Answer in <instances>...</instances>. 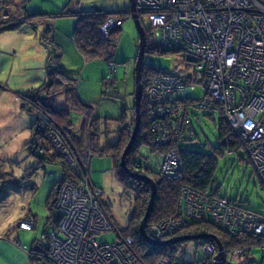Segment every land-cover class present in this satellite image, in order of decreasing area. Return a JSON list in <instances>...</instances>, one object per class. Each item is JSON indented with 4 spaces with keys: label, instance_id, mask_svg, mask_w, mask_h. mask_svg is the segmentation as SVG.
Listing matches in <instances>:
<instances>
[{
    "label": "rangeland",
    "instance_id": "rangeland-1",
    "mask_svg": "<svg viewBox=\"0 0 264 264\" xmlns=\"http://www.w3.org/2000/svg\"><path fill=\"white\" fill-rule=\"evenodd\" d=\"M69 3H72L73 13L66 16L63 11ZM127 7L128 0H0V23H6L8 19L7 12L17 14V16H22V11L34 15L45 14L49 16V18L45 17L47 19H44V23L36 26L30 25L29 22L24 20L17 28L0 31V84L4 85V90L0 92V226L7 222L9 224L15 223L14 227L17 228L18 222L23 218V220H27L26 215L30 212L35 219L36 228L34 226L33 230L26 232L25 237L28 243H31L34 239L40 240L45 231L46 218L49 215L46 207L47 196L52 186L61 178L62 171L56 165L47 164L40 166L38 159L30 154L27 146L33 136L34 128H36L35 122L38 120L43 121L51 111L54 112L56 109L64 110L66 106L65 99L62 96L52 104L49 98L42 97L46 85L41 91L36 92V94L33 93L37 95L35 97L37 98V103L33 100L35 98L32 97L27 100L23 97V100L18 93L38 89L47 81V66L51 63L48 61L52 59L51 57L49 59L48 56V52L51 51L52 47L47 42L53 38V41L60 45V68L63 72L71 73L70 75L67 74V76L74 80L79 99L82 102L90 105L91 110L100 118L118 119L122 112L129 113L128 116L131 115L129 108L133 106L134 61L138 43V35L132 19L125 17L122 22L121 34L118 38L117 52L114 59L115 65H108L100 60H85L75 48H72V50L77 53L74 51V54L71 55V47L68 48L73 44L71 33L76 19L74 12L96 8L108 13L122 14ZM142 23L147 27L145 17H142ZM115 28L112 27L110 31ZM146 46H149L147 39L145 48ZM156 46L158 45L156 44ZM75 57L77 58L75 59ZM143 61L146 65L166 72L171 76L179 77L182 81L186 80L184 76L187 73L191 75V72L186 70L188 66L183 60L182 53L160 55L156 53L146 54L145 52ZM110 65L114 67V71ZM49 66L52 68V65ZM176 70L177 72H175ZM179 70L183 72H179ZM103 79L107 83V86H105L106 92L116 91L120 93L121 96L118 99L112 100L102 95ZM115 86L116 89H114ZM146 91L145 97L147 96ZM185 91L187 90H184V92L183 90H176L173 93L178 94H175L173 98L186 97L188 99ZM170 92L172 93V91ZM192 96L197 100H202L204 93L200 89H195L192 92ZM44 101L49 107H52L51 111L49 110L48 112L45 107L46 109L44 108L45 110L42 112L39 104ZM22 103L29 107L28 111L23 109ZM170 105L172 109L168 110V112H166L167 106L160 107L156 113L157 117L165 118L166 120L171 118L173 111L177 107L176 103L175 105L173 103ZM144 107V110L151 112V106L148 102L144 103ZM82 113V111L76 113L79 116L77 115L74 118L76 125L72 128L71 134L79 132L82 121H84L83 124H85V121L87 125L88 123L92 124L91 115L84 116L83 114L82 117ZM164 115L165 117H163ZM189 116L194 133V136L192 135L193 140L187 142L183 138L181 146L185 149L205 152L219 148L216 127L219 114L209 115V112L205 109H192ZM179 121L180 123L176 126L169 124L168 126L174 132L178 131L177 126H179L182 133H186L188 127L186 120L185 123L181 120ZM120 126V123L116 121L107 122V136L110 143L116 141L117 131ZM147 127L152 140L158 132L157 130L152 131L148 123ZM165 129L167 130V127ZM48 130L45 133L44 140L51 147L53 154L57 158L65 160L66 163H72V157L75 158L78 154L71 147V144H68V142H71L68 140L67 135L53 127ZM132 133L133 130L129 140ZM162 134H164V131ZM102 143L103 141H101V145ZM175 147V144H171V146H165L161 149ZM156 148L158 147L156 146ZM37 152L41 153L42 151L38 149ZM139 155L151 170L157 173L161 172L159 165L162 157L158 153L150 152L148 147L142 146L139 149ZM32 167L37 168L36 173L27 176L26 174L30 173L28 170ZM133 171L137 172L138 170L133 167ZM70 172L75 174L78 171L74 169V171L70 170ZM179 174V172L175 174L174 178L162 176V180H175ZM87 175L91 184L100 189L101 201L105 204L106 211L114 221L116 229L124 228L133 207L134 196L130 189L126 190L117 182L113 172L111 157L93 156L90 158L87 166ZM214 181L213 187L217 188L220 196L228 199L230 203L256 213L264 212V189L257 176L253 173L252 167L247 162L246 154L243 150H239L237 153L231 152L230 154L225 152L217 156ZM192 192L197 191L193 190ZM192 196H188L190 200H193ZM211 196L213 198L216 197L213 194ZM195 201L197 202V198ZM222 233L226 235L224 232ZM239 237L249 239L251 244L261 243V240L254 238V236L241 235ZM103 240L112 243L116 240V235L113 232L103 234ZM15 244L17 243L15 242ZM182 244L176 257L178 261L190 263L194 258L199 259L202 256L198 249L197 241H187ZM251 254L257 260L261 256L259 249H253Z\"/></svg>",
    "mask_w": 264,
    "mask_h": 264
},
{
    "label": "built area",
    "instance_id": "built-area-1",
    "mask_svg": "<svg viewBox=\"0 0 264 264\" xmlns=\"http://www.w3.org/2000/svg\"><path fill=\"white\" fill-rule=\"evenodd\" d=\"M134 1L138 16L146 18L158 48L181 52L188 66L186 70L191 72L184 76V81L169 74L157 77L147 88L151 106L147 123L159 133L155 132V145L163 148L171 144L179 146L183 138L190 141L194 135L190 109L202 108L211 114L221 110L231 133L242 141L247 162L264 189V0ZM121 25L122 20L111 15L100 32L108 36L112 27ZM195 89L203 91L202 100L193 98ZM176 90H187L185 94L191 104H182V97L173 98L178 94L173 93ZM171 103L177 107L171 118L157 117L158 109L167 106L168 112ZM179 120L184 123L186 120V133L179 126L175 132L168 126L178 125ZM159 167L161 179L178 174L180 161L175 148H168ZM100 196L101 191L90 187L87 180L61 185L53 205L59 217L58 227L47 238L51 264H142L132 252L130 238L112 243L103 240V234L115 233V227L99 204ZM181 216L179 220L146 224V235L152 241H166L179 236L178 231L186 222L209 221L230 237L245 235L261 240L260 244L223 252L224 264H264V212L256 213L230 203L225 197L213 198L211 194L192 192L185 187ZM34 226L32 218L17 224L23 231H31ZM198 249L202 256L195 263V258L184 263L163 257L157 264H207L208 258L214 261L218 250L212 239L198 244ZM253 249L261 252L258 260L251 254Z\"/></svg>",
    "mask_w": 264,
    "mask_h": 264
},
{
    "label": "trees",
    "instance_id": "trees-1",
    "mask_svg": "<svg viewBox=\"0 0 264 264\" xmlns=\"http://www.w3.org/2000/svg\"><path fill=\"white\" fill-rule=\"evenodd\" d=\"M72 3H69L63 11V14L68 16L73 13ZM8 13V19L5 22L0 23L1 30H9L12 28H17L20 23L26 20L30 25L36 26L38 24L44 23L45 14H29L22 11V16H17L14 13ZM76 15L75 25L73 27L71 38L72 41L85 60H100L106 64L115 65V55L117 52L118 38L121 34V27H117L110 31L108 36H103L100 32V28L104 25L107 17L113 15L120 18L123 22L125 17H129L128 7L122 14L108 13L103 10H83L74 12ZM142 15H139V21L143 26L146 34V39L149 46H146V54H167V53H181L178 50H172L167 48L166 50H161L156 46L155 41L152 38L151 28L145 27L142 23ZM42 20V21H41ZM48 21V20H46ZM46 24V23H45ZM47 25V24H46ZM47 27V26H46ZM47 29V28H46ZM53 27L51 29L52 33ZM51 39V38H50ZM51 42V43H50ZM52 48L48 52L49 59L52 58L47 66V81L44 82L38 89H31L23 93H18V95L23 99L35 98L36 92L41 91L44 86L45 90L42 97L50 99V103H54L59 97H64L66 108L56 109V111H51L52 107H49L45 101L40 105L43 110L46 108L51 111V113L46 115V118L38 120L35 122L36 128H34L33 136L30 143L28 144V150L30 154L38 159V164L41 166L50 164L56 165L61 168L62 176L61 178L52 186L50 192L47 196L46 207L48 208L49 215L46 218L45 231L40 240H34L30 246V256L33 264H51V258L49 256V244L48 235L58 227L59 217L54 211L53 205L57 195V192L61 185L69 182L72 184H79L83 180H87L90 187H94L87 175V166L90 158L93 156H109L113 163V172L117 182H119L126 190L130 189L133 193V207L129 214L127 224L122 229H116L114 221L109 216L106 211L105 204L101 201L100 205L104 212L110 219V222L115 227V235L117 240H124L125 238H130L132 240V252L136 258L142 264H157L158 261L167 257L171 260H176L177 255L181 249L182 243H173L165 246H152L147 244L141 237L139 233V224L145 215L149 198H150V186L147 182L142 181L139 178L132 179L127 171L121 168L120 159L122 152L129 140L131 131L133 130L134 124V113L133 106L129 108L131 115L128 116L125 112L118 119L110 118H100L96 113H94L90 105L82 102L79 99L77 93L76 84L73 79L67 76L70 72H63L59 65V59L61 56L60 45H57L53 38L47 42ZM47 46V45H46ZM48 47V46H47ZM184 60V58H183ZM185 61V60H184ZM186 62V61H185ZM181 70H179L180 72ZM141 86L143 90L142 101H141V125L138 138L129 151L127 155V170L132 171L133 174L139 176H147L154 181L155 184V200L148 217L147 225L152 223H158L166 219L179 220L181 219V204L183 197V188H188L189 190H196L202 194H213L216 197L220 196L218 189L214 188V176L216 173L217 156L219 154H224L225 152H239L243 150V143L239 137L234 136L231 133L227 123L222 116L221 110L217 112L219 114V119L217 123V139L219 142V148H215L210 152L189 150L183 148L181 145L176 146L175 149L178 153V158L180 161L179 175L175 180L164 181L162 180L157 172L151 170L143 159L140 158L139 149L142 146L148 147L150 152H156L161 157L168 151V149H161V147L156 148L154 139L149 135L147 122L144 117V103H145V91L150 85L154 78L167 75L168 73L162 72L159 69L144 66L141 71ZM177 72V70L175 71ZM106 81L102 80L103 91L102 95L106 98L112 100L118 99L120 93L116 91L106 92ZM116 89V86L114 87ZM4 90V85L0 84V92ZM26 94V95H25ZM23 99V100H24ZM37 101V98L33 99ZM40 101V99H39ZM25 111H28L29 107L25 103L21 104ZM48 106V107H47ZM46 107V108H45ZM45 108V109H44ZM66 109V110H65ZM202 109V108H198ZM197 109V110H198ZM55 110V109H54ZM62 110V111H61ZM128 110V109H127ZM192 110V109H190ZM189 110V111H190ZM30 111V110H29ZM82 111V117L86 115H91V125L90 123L80 125L79 132L77 134H71L72 128L76 125L75 117ZM123 111V110H122ZM215 114V113H213ZM209 112V115H213ZM79 116V115H78ZM190 119V116H189ZM42 121V122H41ZM116 121L120 123V129L117 131V139L114 143H110L107 136V122ZM55 128L60 130L61 133L67 135L68 144L76 150L78 156L72 157V163H66L65 160H61L56 157L51 151V147L47 145L45 139V133L48 132L49 128ZM87 128V129H86ZM194 134V133H193ZM194 136V135H193ZM191 136V140H193ZM227 138V139H226ZM101 141H103L101 145ZM189 142V141H188ZM40 149L42 152L38 153L37 150ZM219 153V154H218ZM218 154V155H217ZM142 161H141V160ZM134 165L139 166L137 172L133 171ZM81 166V167H78ZM79 168V169H77ZM37 168H30L28 170L30 173L27 176L35 174ZM76 169L77 173H72L70 170L74 171ZM24 180V178H23ZM31 187L30 185H27ZM98 189V188H96ZM100 190V189H99ZM101 197V196H100ZM31 216H27V219ZM50 229V231H48ZM179 236H192V235H206L215 236L224 248V252L228 249L237 248L245 244H251V241L244 237L230 238L213 226L209 221L195 223L186 222L184 227L178 231ZM211 238H203L196 240L198 244L206 243ZM184 243V242H183ZM255 245V244H251ZM199 259H194V263ZM213 258H208L207 264H212Z\"/></svg>",
    "mask_w": 264,
    "mask_h": 264
},
{
    "label": "water",
    "instance_id": "water-1",
    "mask_svg": "<svg viewBox=\"0 0 264 264\" xmlns=\"http://www.w3.org/2000/svg\"><path fill=\"white\" fill-rule=\"evenodd\" d=\"M93 10L98 11L99 9L94 8ZM128 13H129V17L132 19L134 23V26H135V29L138 35L137 54H136L135 61H134V92H133V107H134V114L136 116V119H135V126H134L132 136L122 152L121 159H120V165L125 171H127L128 175L132 179L139 178L142 181L147 182L150 186V198H149V202H148L145 215L139 224V233L146 242H148L151 245H155V246H165V245H169L173 243L196 241L199 239L209 237L213 241H215L217 248H218V253L214 257V261L212 264H222L223 263V258H222L223 247L220 241L213 235H210V236H206V235L176 236L166 241H152L145 233V227L148 221V217L150 215V212L152 210L154 200H155V184H154V181L147 176H139V175L133 174L132 172H129L125 166V158L127 156V153L131 150V148L135 144V141L138 137V133L140 131V105H141L140 102H141L142 93H143L142 86H141V71L143 68V57L146 52V48H145L146 34H145V30L143 26L141 25L139 21V16L136 10L134 0H128Z\"/></svg>",
    "mask_w": 264,
    "mask_h": 264
},
{
    "label": "crops",
    "instance_id": "crops-1",
    "mask_svg": "<svg viewBox=\"0 0 264 264\" xmlns=\"http://www.w3.org/2000/svg\"><path fill=\"white\" fill-rule=\"evenodd\" d=\"M73 44L72 46L70 45L68 47V48L71 47L70 48L71 55H73L75 51L72 50V48L76 49L75 45L73 46ZM76 51L78 52L77 49ZM76 51L75 53H77ZM76 58L77 57H75V59ZM27 216H31L29 218L34 219V217L31 215L30 212L29 214L26 215V217ZM14 226L15 223L9 224L7 222H5L3 226H0V264H33L29 251L33 240L31 241V243L30 242L28 243L25 237L27 231L20 230L18 228H15ZM35 228H36V224H35ZM15 242L17 244H15Z\"/></svg>",
    "mask_w": 264,
    "mask_h": 264
},
{
    "label": "flooded vegetation",
    "instance_id": "flooded-vegetation-1",
    "mask_svg": "<svg viewBox=\"0 0 264 264\" xmlns=\"http://www.w3.org/2000/svg\"><path fill=\"white\" fill-rule=\"evenodd\" d=\"M144 62V61H143ZM146 64L145 63H143V67L145 66ZM146 66H149V65H146ZM151 67V66H150ZM146 103L148 102L149 103V101H148V98L147 97H145V100H144ZM147 113H148V110H144V117H145V120L147 121ZM135 119H136V116H135V114H134V124H133V126H135ZM140 120H141V114H140ZM133 130H134V127H133ZM139 134V133H138ZM138 138V137H137ZM180 146V145H179ZM129 153V152H128ZM128 153H127V155H128ZM127 157V156H126ZM126 159L127 158H125V164H127V161H126ZM125 166H127V165H125ZM134 167H136V168H138L139 166H136V165H134Z\"/></svg>",
    "mask_w": 264,
    "mask_h": 264
},
{
    "label": "bare ground",
    "instance_id": "bare-ground-1",
    "mask_svg": "<svg viewBox=\"0 0 264 264\" xmlns=\"http://www.w3.org/2000/svg\"><path fill=\"white\" fill-rule=\"evenodd\" d=\"M187 96H188V94H186ZM180 102L182 103V104H190L191 103V101L189 100V99H187L186 97H184V98H182L181 100H180ZM186 102H188V103H186ZM190 113V112H189Z\"/></svg>",
    "mask_w": 264,
    "mask_h": 264
}]
</instances>
